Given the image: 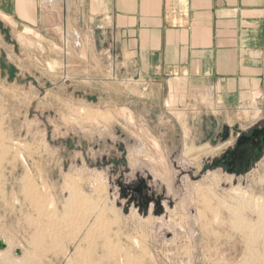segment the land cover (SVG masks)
Here are the masks:
<instances>
[{
    "label": "rangeland",
    "instance_id": "rangeland-1",
    "mask_svg": "<svg viewBox=\"0 0 264 264\" xmlns=\"http://www.w3.org/2000/svg\"><path fill=\"white\" fill-rule=\"evenodd\" d=\"M71 52L0 26V264H264V160L216 165L264 98L167 112L159 83L101 82Z\"/></svg>",
    "mask_w": 264,
    "mask_h": 264
},
{
    "label": "crops",
    "instance_id": "crops-1",
    "mask_svg": "<svg viewBox=\"0 0 264 264\" xmlns=\"http://www.w3.org/2000/svg\"><path fill=\"white\" fill-rule=\"evenodd\" d=\"M0 26L74 50L101 82L116 81L115 65L134 69L159 83L167 112L229 113L264 98V0H0Z\"/></svg>",
    "mask_w": 264,
    "mask_h": 264
},
{
    "label": "water",
    "instance_id": "water-1",
    "mask_svg": "<svg viewBox=\"0 0 264 264\" xmlns=\"http://www.w3.org/2000/svg\"><path fill=\"white\" fill-rule=\"evenodd\" d=\"M227 129L228 128H225V130ZM236 132L241 133L239 130H236ZM226 139V136H224V140ZM262 141H264V129L254 130L250 137L245 135L240 137L237 141L235 149L233 151L227 152L226 154L231 161V163H228L232 167L230 173L236 174L238 176L247 174L252 166V162L261 160V154L258 155L257 152L262 151V148L260 147V143ZM138 193L141 195V189L138 190ZM149 203V200L145 201L144 198L141 197L142 206H148ZM156 206L158 207L157 214L160 215L163 213L161 203L157 202ZM7 247L8 246L4 241H0V250H5ZM17 254H20V251H17Z\"/></svg>",
    "mask_w": 264,
    "mask_h": 264
},
{
    "label": "flooded vegetation",
    "instance_id": "flooded-vegetation-1",
    "mask_svg": "<svg viewBox=\"0 0 264 264\" xmlns=\"http://www.w3.org/2000/svg\"><path fill=\"white\" fill-rule=\"evenodd\" d=\"M263 129H264V126H256V127H253V128H252L250 131H248V132L237 133V136H236V137H237V139H236V145H237V141H238V139H239L240 137H242V136H244V135L247 136V137H250L251 134H252V132H253L254 130H263ZM230 132H231V128H228L227 130H225V135H224V136H226L227 139L230 138ZM236 145H235V147H236ZM235 147L230 148L229 150H227V151L222 155V157H221L218 161H216V164L218 163L217 166H218V167H224V168L226 169V171H228V173H230V170L232 169V167L228 164V163H231V161L229 160V157H228L226 154H227V152H229V151H233V150L235 149ZM260 147L262 148V151H261V152H257V154H258V155L261 154V160H260V161L252 162V166H251L249 172L251 171L252 168L255 167L256 164H258L259 162H261V161L264 160V141H262V142L260 143ZM225 156H226V158H225ZM249 172H248V173H249ZM230 174H233V173H230Z\"/></svg>",
    "mask_w": 264,
    "mask_h": 264
},
{
    "label": "bare ground",
    "instance_id": "bare-ground-1",
    "mask_svg": "<svg viewBox=\"0 0 264 264\" xmlns=\"http://www.w3.org/2000/svg\"><path fill=\"white\" fill-rule=\"evenodd\" d=\"M259 199V198H258ZM263 203V202H261ZM258 204V203H257ZM263 205V204H262ZM261 206V205H260ZM263 207V206H262ZM258 208V207H257ZM260 208V207H259ZM259 210V209H258ZM231 211V210H230ZM264 211V210H263ZM262 211H259L258 213H256V217H257V222L255 224L256 227H259L261 226V228H263V225H264V212ZM260 232V231H259Z\"/></svg>",
    "mask_w": 264,
    "mask_h": 264
}]
</instances>
